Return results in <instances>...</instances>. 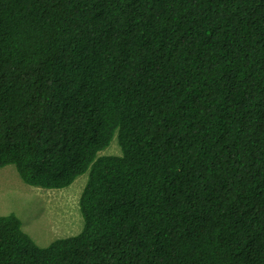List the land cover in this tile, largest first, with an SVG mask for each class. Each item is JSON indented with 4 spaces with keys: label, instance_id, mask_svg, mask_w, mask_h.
Instances as JSON below:
<instances>
[{
    "label": "trees",
    "instance_id": "1",
    "mask_svg": "<svg viewBox=\"0 0 264 264\" xmlns=\"http://www.w3.org/2000/svg\"><path fill=\"white\" fill-rule=\"evenodd\" d=\"M9 165L88 179L75 236L0 215V264H264V0H0Z\"/></svg>",
    "mask_w": 264,
    "mask_h": 264
},
{
    "label": "rangeland",
    "instance_id": "2",
    "mask_svg": "<svg viewBox=\"0 0 264 264\" xmlns=\"http://www.w3.org/2000/svg\"><path fill=\"white\" fill-rule=\"evenodd\" d=\"M105 154H119L116 136ZM87 179L84 174L68 188L47 190L26 185L13 165L0 168V215H16L22 229L42 248L75 236L83 228L78 200Z\"/></svg>",
    "mask_w": 264,
    "mask_h": 264
},
{
    "label": "clouds",
    "instance_id": "3",
    "mask_svg": "<svg viewBox=\"0 0 264 264\" xmlns=\"http://www.w3.org/2000/svg\"><path fill=\"white\" fill-rule=\"evenodd\" d=\"M56 191V190H55Z\"/></svg>",
    "mask_w": 264,
    "mask_h": 264
}]
</instances>
